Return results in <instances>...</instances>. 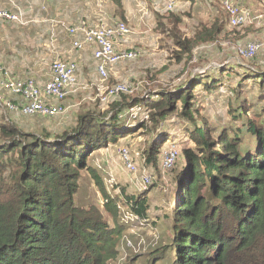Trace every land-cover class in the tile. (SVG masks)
I'll list each match as a JSON object with an SVG mask.
<instances>
[{
  "label": "trees",
  "instance_id": "16d2710c",
  "mask_svg": "<svg viewBox=\"0 0 264 264\" xmlns=\"http://www.w3.org/2000/svg\"><path fill=\"white\" fill-rule=\"evenodd\" d=\"M234 2L240 6L239 0ZM27 5L38 16V23L31 26L47 22L51 25L48 15L41 16V10L36 14L32 9L41 7L39 0L33 6ZM10 7L13 13H22V22L14 24H30L25 18L28 10L17 2ZM174 17H170L173 18L171 28L180 27L179 18ZM204 17L203 21H195L188 41L183 44L180 41L177 46L181 48L182 58L194 59L202 70H207L209 60L217 53L213 39L222 29L218 20ZM3 23L0 20V25ZM228 70L227 67L210 68L204 77H193L183 94H165L168 97L153 104L143 100L119 109L121 97L125 96H117L107 122L99 121L95 114L84 113L75 127L61 134L46 130L37 133L31 131L32 124L19 126L11 119L1 121L0 264H110V260L117 259L124 233L115 222L120 204L107 195L103 199L104 212L114 221L111 227L98 207L79 206L76 197L82 171L98 178L88 166L90 153L116 140L117 135L122 138L125 130L135 126L126 123L125 117L134 105L143 107L149 121L161 119L164 124L170 114L187 119L193 126L188 138L194 142L195 149H183V164L171 187L170 196L174 195L171 214L166 218L168 257L165 264H264V125L249 118L243 125L244 131L235 127L231 137L221 133L212 138L213 128L197 124L193 117L198 113L192 108L196 96L229 101L228 96L239 95L240 88L248 86L250 81L264 94V68L238 78L237 89L226 87L231 79ZM242 70L246 71V66ZM231 113L232 119L239 121L246 114V104L238 105ZM137 123H147V120L139 119ZM170 133L162 131L160 138L165 139L161 143L174 145L168 139ZM160 146L157 141L147 149L148 164H155L157 157L161 162L160 150L167 145ZM144 194L125 197L123 206L141 219H147L149 210ZM151 225L157 229L152 222ZM156 246L150 251L154 252ZM162 259L152 257L145 264H162Z\"/></svg>",
  "mask_w": 264,
  "mask_h": 264
},
{
  "label": "rangeland",
  "instance_id": "374dc122",
  "mask_svg": "<svg viewBox=\"0 0 264 264\" xmlns=\"http://www.w3.org/2000/svg\"><path fill=\"white\" fill-rule=\"evenodd\" d=\"M16 1L20 3V0H0V10H7L13 13V7H10V4ZM35 1L32 5H35ZM196 1H198L196 2L198 5L191 4L192 9L189 11L193 18L188 13L181 14V9L187 12V10L182 8L183 5L181 3L175 5L177 3L174 2L173 8L168 10L167 2L169 1L166 3H164V0L157 2L161 6V9H164L165 13L168 14V18L175 15H186L187 17H184L190 22L182 20V23L179 24L180 27L168 28L163 23H158L162 22L161 18L164 17V11L162 15L158 12L154 13L152 17L153 22L155 19L158 25L156 24L151 27L154 30V32H151V35L160 36L161 38L155 41L156 43L153 45L151 52L155 54L150 58L149 56L143 55L140 50L142 49V45H139L143 31L151 24L147 15H142L141 17V14L146 9H152L151 5L154 2L150 0H138V3L137 1L128 2L126 0H112L111 3L110 0V3H100L94 6L93 8L95 9L92 10L93 17L90 21H94L93 26L88 23L90 22L88 20L89 18L81 19L76 23L78 24L83 21L87 27L97 30L109 28L116 23H123L127 28L128 34L125 37L118 38L114 36L112 38V46L118 52L124 50L137 51V55L132 60L114 65L110 69L107 78V85L110 87L124 85L135 91L118 95L125 96H120V103L122 104H120L121 107L119 109L131 102L134 103L143 100L149 104H153L158 99L168 97L165 94H183L189 88L193 77H204L209 73L210 68L227 67L229 69L228 76L231 79H229L230 85L226 84V87L231 86L233 89H237L238 87V84H235L238 78L247 75L252 70L264 68V0H239L242 8L260 18H256L251 24L236 29L230 28L227 25L225 14L216 0ZM41 2L42 4L40 5L42 6L46 3V0H41ZM131 2L137 3L138 6L134 8ZM26 3L31 5L32 1L25 0ZM112 8L115 10H112ZM126 11L127 15L129 11L138 13L133 19L126 20L123 18ZM28 12H31V10L29 9ZM205 15L208 16V19L218 20L217 24L222 30L213 39L216 41L214 44H217V53L209 60L210 65L207 70H202L200 63L194 59L185 60V57L182 58V53H180L181 48L177 46V43L180 41L182 44L187 42V39H189L194 30L192 27L196 26L195 21L197 19L203 21L206 18L204 17ZM43 18L47 19V17ZM48 20L52 21L51 25L50 23L48 25L47 22V24L36 25L34 27L31 25H35L38 22H30L28 18H26V22L30 24L24 26L7 21H4L0 25V68L9 74V78L11 79H19L22 81L34 79L41 90L51 79L50 68L54 62L68 61L67 57L69 55H81L84 51L83 49L81 52H78L71 48L72 39L68 35L66 27H72L76 24H66L64 21L60 19L55 20L52 17L48 18ZM168 29L171 30L169 31ZM157 32L160 34H157ZM168 32H170L169 35H167ZM145 35L147 36L146 40H148L149 44L152 36L149 34ZM146 40L145 43H147ZM255 41L262 44V48L256 57L251 60L240 59L238 57L239 50L248 43ZM130 45H134V48H128ZM242 66H246V71L242 70ZM90 71L92 72V69H88L87 74L89 75L82 82L76 77V86H82L84 89L75 92L72 91L75 89L73 87L60 100L49 97L43 98L51 106L60 108V111L56 114L57 116H28L22 115L17 111L4 109L1 102L8 101L17 104L18 98L13 97L1 89L0 123L1 121L11 119L19 126H23L25 123L27 124L26 126L32 124L31 131L33 132L40 133L46 130L52 134H61L75 127L77 119L84 113L95 114L98 116L99 121L107 122L108 118L111 117V109H113L117 99L111 98L110 102L103 104L96 97L97 93L89 86L96 84L98 79L97 76L96 78L91 77ZM2 80L4 78L0 75V82ZM198 89L195 91H198ZM240 89L241 92L239 95L232 94L228 96L230 102L227 98L224 101L217 102L210 96L206 98L196 96L192 102V108H196L198 111L193 116L195 121L197 124L205 125L207 128L212 127V138H216L221 133H225L231 137L234 133L232 129L235 127L240 131H244L243 125L246 124L249 118L255 119L258 125H264V94L259 93V88L251 81L248 86H243ZM245 104V116L239 121L233 120L231 115L232 110L237 109L238 105L244 106ZM177 109L178 112L181 111L180 103L177 104ZM218 111H221L222 114H217ZM125 115L129 120L130 114ZM174 121H177L179 124H172ZM140 124L131 122L130 125L135 126H130L125 130V135L122 138H119L117 135L115 136L116 140L90 153L88 166L99 179L94 178L91 173L86 171L80 173L79 192L76 197L77 204L82 207L89 204L98 207L103 214L104 220L111 227L114 225V221L112 217L104 212L102 207L105 195L117 201L121 206H125V197H137L141 194L138 186L146 174L152 175L155 179L154 182L156 184L143 193H145V196L147 194L149 195L147 202L149 209L147 213V224L152 222L157 230L150 231L147 228L137 226V224L131 221L121 223L120 215L122 211L119 210L116 214L115 222L121 226L124 233L121 238L122 244L119 245L120 253L116 260L109 261L110 264H145L152 257H163L162 264H165L168 257L166 253V244L168 242L166 230L168 228V221L166 218L171 214L170 207L172 206V198L174 195L170 196L171 187H173L174 178L177 176L183 164V149H195L194 142L188 138V132L193 130V126L189 125L187 119H180L179 117L168 114L164 124L161 119L149 121V117H147V123ZM163 130L171 132L170 138L168 139L173 141V146H169L167 142L166 144L161 143L165 139L163 138L162 140L160 138ZM157 141L161 145L160 148L167 145L166 149L161 148V152H177L176 160L174 165L170 166L171 168H164L162 166L163 163L158 161V157L156 163H153L154 165L147 163V149ZM121 146L123 148L126 146L125 148L128 151L127 157L129 156V160L135 164L137 169L136 173H130L125 166L122 167L124 162L117 153V150ZM159 160L161 161L160 158ZM124 208L121 207V209ZM126 239L133 241L136 246L135 251L126 247ZM141 239L146 240L147 245L145 247H138L137 243ZM154 246H156V250L154 252L150 251Z\"/></svg>",
  "mask_w": 264,
  "mask_h": 264
},
{
  "label": "built area",
  "instance_id": "2783aa9c",
  "mask_svg": "<svg viewBox=\"0 0 264 264\" xmlns=\"http://www.w3.org/2000/svg\"><path fill=\"white\" fill-rule=\"evenodd\" d=\"M220 3L221 8L226 13V23L230 28L236 29L243 27L247 24H251L256 20L252 14L235 4L234 0H216ZM174 1H169L167 3V9L171 10L173 8ZM0 20L7 22H22V13H11L7 10H0ZM68 35L71 37V48L74 51L81 52L86 47H93V58L96 63V73L98 75V82L94 85H90L97 93L96 97L106 104L111 101V98L117 97L119 94H128L129 91H133L130 87L124 85L108 86L107 78L110 69L121 62L132 60L136 57L137 51L124 50L122 52L116 51L111 43L114 36L118 38H123L128 34L127 28L123 23H116L109 28H102L101 30L93 29L87 27L86 23L81 21L72 27H66ZM262 44L259 42H251L245 45L239 50L238 57L240 59H250L256 57L257 53L261 50ZM51 79L41 90L34 79L19 80L9 78V74L0 68V75L3 76L4 80L0 82L1 89L9 93L12 96L18 98V103L13 104L8 101H3L2 107L9 111H17L22 115H41V116H57L56 114L60 111V108L51 106L43 98H55L63 99L66 94L75 87L72 91H79L84 89L82 86L77 85L76 73L77 65L75 62L69 61H56L51 65ZM1 99V98H0ZM125 114H130V119L128 120L126 115V123H136L138 119L144 121L147 120V116L143 112L140 105H134L130 107ZM122 117V116H119ZM135 121V122H134ZM166 149V148H165ZM166 151V150H163ZM118 155L123 160L125 168L130 173H136L137 169L135 164L129 160L127 157L128 151L126 148H119L117 150ZM162 159L160 163H163L164 168H171L176 160V151H166L161 152ZM130 162V163H128ZM154 184V177L152 175L146 174L142 181L140 182L138 189L139 191L145 192ZM120 205H117L118 212L122 211L121 223L124 222H134L137 226L147 228L150 231L156 230L152 227L151 223L147 224V219L139 218L132 210L128 207L121 209ZM138 247H145L147 242L145 239H141L138 243ZM125 245L127 248L136 250V246L132 241L126 239Z\"/></svg>",
  "mask_w": 264,
  "mask_h": 264
},
{
  "label": "crops",
  "instance_id": "0c3cea01",
  "mask_svg": "<svg viewBox=\"0 0 264 264\" xmlns=\"http://www.w3.org/2000/svg\"><path fill=\"white\" fill-rule=\"evenodd\" d=\"M31 1H32L31 4H33L34 0H31ZM126 1H128V2L137 1V3H138V0H126ZM150 1L154 2L151 5L152 9L151 10L146 9V11H144L141 14V17H142V15L143 16L147 15L148 19H150V21H151V24L149 25V27H147L146 30L143 31L142 38H141V41L139 44V45H142V49H140V50L142 51L143 55L149 56V58L153 57L155 54L154 52L151 53L153 45L156 43L155 41H157L161 38L160 36L154 35L155 36L154 37V36H152L153 34L151 35V32H154L153 28L151 29V27L156 25V24L158 25V23H163L164 26L171 28L172 23H173V18H168V14H166L165 10L161 9V6L157 3L160 1L162 2L163 0H150ZM167 1H170V0H164V3H166ZM179 1L180 0H175V3H177L175 5H179L181 3L183 5L182 8H184V10H187V12H184L181 9V14L190 13L189 11L192 9L191 4H193V3L196 4V2H198L196 0H181L180 2ZM104 2L110 3V0H46V3H44L41 7H37V9L35 6L32 5L33 6L32 9L36 12V14L38 13L37 12L38 9L41 10V16H42V13H44V15H48L47 17H52L55 20L60 19V20L64 21V23H66V24H76L81 19L89 18L88 20L90 21L91 18L93 17L92 10L95 9L93 7L96 6L97 4L104 3ZM111 3H112V0H111ZM137 3H132L134 8H136L138 6ZM18 4H20L23 9L28 10V5H27V3L25 4L24 0H20V3H18ZM39 4H42L41 0H39ZM196 5H198V3ZM90 7H92V8H90ZM112 10H115V9L112 8ZM163 11H164V13H163ZM157 12L160 15H162V13L164 14V17L161 18L162 22L156 23L155 19L153 22L152 17L154 16V13H157ZM137 13L138 12L129 11V13L127 15V11H126L123 18L126 20L127 19H133L137 15ZM190 15L192 16L191 13H190ZM176 16L179 18V24L182 23V20L183 21L185 20L186 22H190L186 18L187 17L186 15H184L186 17L175 15V17ZM25 18H28L29 21L32 22V21H36L38 16L35 14L33 15L31 12H27V15H25ZM192 18H193V16H192ZM88 23L91 24L92 26L94 25V21H90ZM145 34H149L152 36L151 42L149 44H148V40H146L147 36ZM157 34H160V33L157 32ZM145 40L147 43H145ZM164 42H166V41L164 40ZM131 47L134 48V45L128 46V48H131ZM125 48H127V47H125ZM82 53H81V55H76V54L73 55L72 54V55H69L67 57L68 60L73 61L77 64V69H78L77 70V77H78V79L82 82V80H84V78H86L89 75V74H87L88 69H92V72L90 71V76L94 77V78H96V76H97V79H98V75H97L96 70H95L96 63H95L94 58H92L93 57V47H89V46L86 47ZM152 66H154V65H152ZM154 67H152V68H154ZM101 160H103V159L101 158ZM146 196L148 198L149 195L147 194ZM148 212H149V210L147 211V213Z\"/></svg>",
  "mask_w": 264,
  "mask_h": 264
},
{
  "label": "clouds",
  "instance_id": "9594fccd",
  "mask_svg": "<svg viewBox=\"0 0 264 264\" xmlns=\"http://www.w3.org/2000/svg\"><path fill=\"white\" fill-rule=\"evenodd\" d=\"M154 186V184L149 188V189H151L152 187ZM147 191V190H146ZM143 193V192H142ZM157 230V229H156Z\"/></svg>",
  "mask_w": 264,
  "mask_h": 264
},
{
  "label": "bare ground",
  "instance_id": "6f19581e",
  "mask_svg": "<svg viewBox=\"0 0 264 264\" xmlns=\"http://www.w3.org/2000/svg\"><path fill=\"white\" fill-rule=\"evenodd\" d=\"M141 108H143V107L141 106Z\"/></svg>",
  "mask_w": 264,
  "mask_h": 264
}]
</instances>
